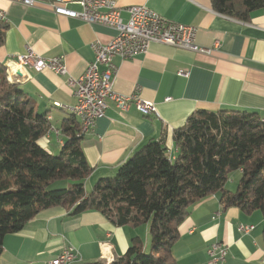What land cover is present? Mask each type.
I'll return each instance as SVG.
<instances>
[{
    "label": "crops",
    "instance_id": "obj_1",
    "mask_svg": "<svg viewBox=\"0 0 264 264\" xmlns=\"http://www.w3.org/2000/svg\"><path fill=\"white\" fill-rule=\"evenodd\" d=\"M37 1L40 4L35 7H25L0 0V10L8 15V29L0 47V67L5 70L0 80L5 76L9 84L16 85L39 113L47 115L52 128L59 130L70 115L60 106L76 104L69 77L79 79L94 62V41L109 44L117 32L58 17L44 3L49 0ZM113 1L125 21L129 19L127 9L146 7L168 20L196 27L198 45L212 48L220 41L221 47L205 56L153 43L147 53L133 59L115 58L118 73L114 91L128 96L138 92L143 100L155 104L157 114L144 116L134 106L123 112L107 102L104 116L82 142L93 168L87 185L116 176L121 165L151 141L162 140L169 153L176 155L174 135L197 111H240L264 119V9L242 21L216 12L211 0ZM72 8L79 10L78 6ZM29 48L46 59L61 58L70 76L20 71L17 58ZM180 71L188 75L181 76ZM61 139L65 142L63 136ZM40 144L54 155L62 151L59 147L63 149L55 132H49ZM241 177L242 171L233 172L226 190L234 193ZM240 225L254 229L250 234H241ZM144 228L145 235L132 226H115L97 211L73 216L68 208H53L41 212L20 233L5 238L0 264H49L68 246L78 252L77 259L69 264L94 263L103 261L104 243L110 244L111 254L117 259L137 238L145 241L143 250L147 253L149 248L152 250V241L148 226ZM179 234L173 248L177 264H214L208 251L215 243L228 248L225 262L217 264H264L261 212L225 208L220 193L196 204Z\"/></svg>",
    "mask_w": 264,
    "mask_h": 264
},
{
    "label": "trees",
    "instance_id": "obj_2",
    "mask_svg": "<svg viewBox=\"0 0 264 264\" xmlns=\"http://www.w3.org/2000/svg\"><path fill=\"white\" fill-rule=\"evenodd\" d=\"M213 9L248 21L264 0H211ZM8 25L0 22V47ZM0 67V75L4 73ZM16 85L0 80V258L7 236L20 233L41 212L68 208L73 216L101 213L111 224L148 226L152 250L133 240L112 264H177L173 248L179 228L199 202L221 194L225 208L260 211L264 222V119L240 111L195 112L174 135L176 155L162 140L151 141L127 160L116 176L86 185L93 168L82 148L81 122L70 114L59 127L65 140L54 155L40 140L52 129ZM242 171L237 190L225 186ZM57 182L67 188L51 190ZM88 264H105L98 261Z\"/></svg>",
    "mask_w": 264,
    "mask_h": 264
},
{
    "label": "built area",
    "instance_id": "obj_3",
    "mask_svg": "<svg viewBox=\"0 0 264 264\" xmlns=\"http://www.w3.org/2000/svg\"><path fill=\"white\" fill-rule=\"evenodd\" d=\"M7 1L25 7H35L40 4L37 0ZM44 3L58 17L78 20L89 25H102L117 32L109 44L100 41L91 44L95 60L79 79L69 75L61 58L46 59L30 48L26 54L17 58L16 65L20 67V71L32 69L36 72L51 71L57 75L70 76L69 85L75 88L76 104L60 107L79 118L81 136L89 134L95 122L104 116L108 101L113 102L123 112L134 106L144 116L157 114L155 104L143 100L138 92L128 96L114 91L113 86L118 73V67L114 62L116 57L123 60L133 59L147 53L153 43L169 45L205 56L213 55L221 47L220 41H216L212 48L198 45L196 27L173 22L146 7L127 9L129 19L125 21L122 18V10L113 0H49ZM73 6H78L79 10H75ZM0 22L8 23L6 11L0 10ZM179 74L188 75L185 71H180ZM50 132H55L60 145L64 146L65 142L61 139L60 130L52 128ZM253 229L254 226L246 225H240L238 228L241 234H250ZM110 248L109 243L102 244L105 264H112L115 260ZM227 251L228 248L223 244H213L208 251L211 262L224 263ZM77 255V250L73 246H68L49 264H69L77 259Z\"/></svg>",
    "mask_w": 264,
    "mask_h": 264
},
{
    "label": "rangeland",
    "instance_id": "obj_4",
    "mask_svg": "<svg viewBox=\"0 0 264 264\" xmlns=\"http://www.w3.org/2000/svg\"><path fill=\"white\" fill-rule=\"evenodd\" d=\"M59 149L60 150H62L60 147H59ZM69 182H57V183H55L54 185H53V187L51 188V190H58V189H64V188H67L68 186H69ZM93 186V185H92ZM92 186H89V184L88 185H86V188L87 189H90V188H92ZM145 226H142V227H140V228H137L138 230H141L143 233H144V235H145V228H144ZM149 235H150V233H149ZM150 237V236H149ZM151 238V237H150ZM140 241H138V243L142 246V248H144L145 247V241L141 238V239H139ZM151 248H152V244H151ZM150 248L148 249V251H147V254H149L150 253ZM103 261H105L104 259H103Z\"/></svg>",
    "mask_w": 264,
    "mask_h": 264
},
{
    "label": "water",
    "instance_id": "obj_5",
    "mask_svg": "<svg viewBox=\"0 0 264 264\" xmlns=\"http://www.w3.org/2000/svg\"><path fill=\"white\" fill-rule=\"evenodd\" d=\"M19 76H21V74H19Z\"/></svg>",
    "mask_w": 264,
    "mask_h": 264
}]
</instances>
